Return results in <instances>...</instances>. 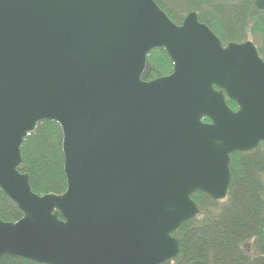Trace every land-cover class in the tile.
<instances>
[{"label": "water", "instance_id": "water-1", "mask_svg": "<svg viewBox=\"0 0 264 264\" xmlns=\"http://www.w3.org/2000/svg\"><path fill=\"white\" fill-rule=\"evenodd\" d=\"M156 49L173 73L145 81ZM45 121L62 129L61 195L34 193L19 171L24 140ZM262 143L253 42L224 46L197 13L177 25L155 0H0V189L23 213L0 217V259L174 260L173 234L199 214L193 195L225 200L231 155Z\"/></svg>", "mask_w": 264, "mask_h": 264}, {"label": "trees", "instance_id": "trees-1", "mask_svg": "<svg viewBox=\"0 0 264 264\" xmlns=\"http://www.w3.org/2000/svg\"><path fill=\"white\" fill-rule=\"evenodd\" d=\"M177 25L192 12L223 42L251 41L264 61V11L256 0H155ZM174 64L165 49L148 55L143 80L173 73ZM228 106L238 110L235 102ZM204 122H210L204 118ZM63 134L59 124L45 121L22 145L19 171L30 175L34 193L61 195L67 190ZM232 180L225 200L215 201L203 193L193 195L199 214L173 234L180 253L164 264H264V143L252 152L231 155ZM0 217L15 223L23 213L0 189ZM0 264H43L22 257L4 256Z\"/></svg>", "mask_w": 264, "mask_h": 264}]
</instances>
